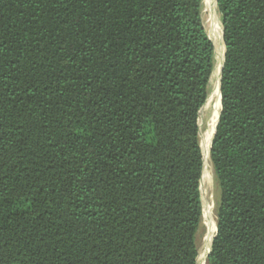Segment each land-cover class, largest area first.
<instances>
[{"label": "trees", "instance_id": "16d2710c", "mask_svg": "<svg viewBox=\"0 0 264 264\" xmlns=\"http://www.w3.org/2000/svg\"><path fill=\"white\" fill-rule=\"evenodd\" d=\"M204 0H0V264H198ZM207 264H264V0H218Z\"/></svg>", "mask_w": 264, "mask_h": 264}, {"label": "rangeland", "instance_id": "374dc122", "mask_svg": "<svg viewBox=\"0 0 264 264\" xmlns=\"http://www.w3.org/2000/svg\"><path fill=\"white\" fill-rule=\"evenodd\" d=\"M203 3H204V10H203L202 17H203V23H204L205 30L208 34V37L213 42L214 46H215V43L218 44L221 50L222 43L220 42L219 32L221 31V39H222V23H221V19L217 11V6H215V0H204ZM223 47H224V44H223ZM224 52H225V49H224ZM220 59L218 60V57L216 56V73L214 74V77L212 78V82H211L210 97L201 112L199 124H200V130H201L202 149H203V145L205 146V139L211 127L214 117L218 119L217 117L218 116L217 115L218 99L216 98L215 95L219 88V79H220V77L218 78V69H219L218 65L220 63L221 65L223 64V59L221 60ZM219 109H220V106H219ZM218 114H219V111H218ZM209 155H210V152H209ZM203 157L205 160L204 154H203ZM204 171H205V161H204ZM204 171H203V176H202L203 180L201 181V198H202L203 211H204V231H203V235L200 241L199 255H200V252L203 250L204 246H206L208 243L209 235L211 233V223L214 222L216 226V208L219 202V190L215 182L214 170H213L211 161L209 162V168H206V175L204 174ZM204 177H205V181H204ZM198 264H207V257L201 263L199 262V257H198Z\"/></svg>", "mask_w": 264, "mask_h": 264}, {"label": "bare ground", "instance_id": "6f19581e", "mask_svg": "<svg viewBox=\"0 0 264 264\" xmlns=\"http://www.w3.org/2000/svg\"><path fill=\"white\" fill-rule=\"evenodd\" d=\"M210 4V3H209ZM214 5V4H213ZM215 6H216V0H215ZM214 8V7H213ZM219 31V30H218ZM220 34V43L222 45V49L220 50L219 48V45L215 43V51H216V56L218 57V60L221 58V59H224V47H223V42H222V39H221V31L219 32ZM220 59V60H221ZM219 66V69H218V78L220 77V72H221V69H222V66L223 64L221 65V63L218 65ZM219 88H220V79H219ZM219 88L217 90V93H216V98L218 99V109H217V117L219 118V114H218V111L220 113V109H221V103H220V92H219ZM219 106H220V109H219ZM217 118L214 117L213 119V122L211 124V127L207 133V136H206V139H205V146L203 145V154L205 155V171H204V174L206 175V168H209V162H210V155H209V152H210V149H211V144L210 142L212 143L211 139L213 140V136H214V132H215V126L217 124ZM206 177V176H205ZM205 177H204V181H205ZM216 234V226H215V223L212 222L211 223V233L209 235V239H208V243L206 246H204L203 250L200 252V255H199V262L201 263L203 260L206 259V257L208 256V251L209 249L211 248V244H212V241H213V238Z\"/></svg>", "mask_w": 264, "mask_h": 264}, {"label": "water", "instance_id": "95a60500", "mask_svg": "<svg viewBox=\"0 0 264 264\" xmlns=\"http://www.w3.org/2000/svg\"><path fill=\"white\" fill-rule=\"evenodd\" d=\"M217 2H218V0H216V6H217ZM222 40H223L224 49H225V43H224V30H223V27H222ZM225 51H226V50H225ZM224 64H225V52H224L223 66H222V69H221V72H220V88H219V92H220L221 111H220V113H219V118H218V120H217V124H216V126H215V132H216L217 125H218V122H219V119H220V115H221V112H222L221 78H222V72H223ZM215 132H214V136H215ZM214 136H213V139H214ZM212 144H213V140H212V143H211V148H212ZM201 149H202V148H201ZM210 151H211V149H210ZM216 234H217V225H216ZM216 234H215V236H214V238H213V241H214V239H215V237H216ZM213 241H212V244H211L210 252H211V249H212ZM210 252H209V254H210ZM209 254H208V256H209ZM208 256H207V259H208Z\"/></svg>", "mask_w": 264, "mask_h": 264}]
</instances>
